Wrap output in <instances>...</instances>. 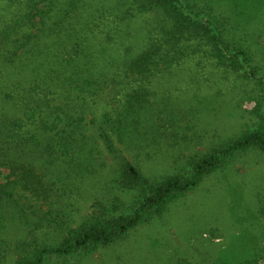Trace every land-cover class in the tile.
<instances>
[{"label": "trees", "instance_id": "1", "mask_svg": "<svg viewBox=\"0 0 264 264\" xmlns=\"http://www.w3.org/2000/svg\"><path fill=\"white\" fill-rule=\"evenodd\" d=\"M127 2L131 5L123 17L148 12L155 20L145 49L122 60L121 77L95 73L86 61V44H78L69 57L50 56L41 48L45 36L71 29L70 19L77 18L80 8L78 0H69L63 13L56 0H27L22 17L13 26L7 23L0 28V58L5 63L14 64L26 56L30 68L33 63L34 69L38 67L32 84L47 92L64 85L68 94L64 105L51 100L43 104L26 91L22 115L0 113V264H80L135 228L162 219L210 175L233 165L244 153L264 152V109L258 103L256 112L261 120L255 127L220 139L206 151L184 155V162L175 160L160 178L148 176L123 155V150L135 149L149 150V156L154 150L151 147H161L171 139L172 133L167 134L171 128L177 133L175 138L182 134L184 140L193 139L184 131L190 125L180 126L189 112L153 99L155 93L146 84L157 73L200 53L248 81H260L255 59L260 45L253 37L259 29L252 27L264 11V0ZM217 4L226 12L214 9ZM38 40H42L39 49L35 45ZM3 74L2 69L0 78ZM106 82L114 84L117 95L112 98L111 111L100 120L97 136L107 151L120 159L113 179L117 191L109 202L97 201L93 211L77 220L67 200L85 178L101 171L102 159H98L103 152L97 136L85 134L82 111H71L70 100L74 95L81 99L82 92L91 90L92 85ZM123 85L128 86L126 92ZM51 167L61 170L56 174ZM263 216L262 208L241 217L234 238L201 264H264ZM175 264L199 263L181 258Z\"/></svg>", "mask_w": 264, "mask_h": 264}, {"label": "rangeland", "instance_id": "2", "mask_svg": "<svg viewBox=\"0 0 264 264\" xmlns=\"http://www.w3.org/2000/svg\"><path fill=\"white\" fill-rule=\"evenodd\" d=\"M56 1L63 13L69 0ZM26 2L0 0V28L7 23L13 26L26 12ZM78 4L77 18L70 19L71 29L38 40L35 43L37 49L42 41L41 48L50 56L57 53L69 57L78 49V44L83 43L88 47L87 64L95 73L121 77L122 60L145 49L155 15L147 12L123 17L131 5L127 0H78ZM215 8L219 13L226 12L219 4ZM258 17L252 29H259L253 34L256 45H260L255 58L260 69L257 73L259 82L248 81L239 72L218 64L211 56L197 53L175 67L157 73L146 84L155 93L153 99L161 105L172 106L182 113L189 112L180 126L190 125L184 131L193 138L184 140L182 134L180 139L175 138L177 133L171 128L167 130V134L172 133L171 139L165 135L166 141L161 147H151L154 150L149 156V150H123V155L138 164L148 176L160 178L167 169L171 170L175 160L184 162V155L206 151L220 139L239 135L259 123L257 104L264 109V11ZM88 25L89 28H85ZM256 45L253 46L255 51ZM39 61L47 65V62ZM39 61H35L37 65L41 63ZM28 62L26 56L14 64L0 58V70L4 73L0 78V113L22 115L26 109V91L43 104L48 100L61 105L68 102L64 85L47 92L32 84L38 67L34 69L33 63L30 68ZM90 88L78 96L81 99H77V95L72 97L70 109L82 111L85 134L97 136L100 120L111 111L112 98L117 92L110 82L101 86L94 84ZM123 88L126 92L128 86L123 85ZM96 141L103 152L98 159H102L101 171L85 178L73 193L70 192L72 195L67 200L72 204L69 209L74 211L77 220L93 211L97 201L107 203L115 196L113 179L120 169V159L107 151L98 136ZM50 170L58 174L61 169L51 167ZM262 208L264 152L253 150L244 153L225 170L210 175L198 189L174 204L162 219L135 228L126 238L100 249L80 264H175L181 258L199 264L204 260L209 262L211 255L238 233L241 217Z\"/></svg>", "mask_w": 264, "mask_h": 264}]
</instances>
